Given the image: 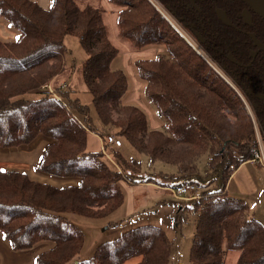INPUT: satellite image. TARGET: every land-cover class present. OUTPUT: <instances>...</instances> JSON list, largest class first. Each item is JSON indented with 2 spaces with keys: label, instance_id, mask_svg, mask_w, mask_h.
<instances>
[{
  "label": "trees",
  "instance_id": "1",
  "mask_svg": "<svg viewBox=\"0 0 264 264\" xmlns=\"http://www.w3.org/2000/svg\"><path fill=\"white\" fill-rule=\"evenodd\" d=\"M160 1L190 30V14L178 0ZM107 2L116 9L119 37L135 50L155 54L136 59L134 66L145 96L163 118L162 128H149L142 109L123 103L128 81L123 71L110 67L119 50L109 39L102 8L77 0H52L48 9L33 0H0V18L17 32L14 40H0V149L42 138L47 143L36 172L76 181L58 187L18 169L0 170L1 235L15 251L49 243L33 264H168L170 244L153 225H139L98 243L92 256L82 260V232L66 214L93 219L109 215L121 204V179L172 189L189 183L196 198L190 195L191 205L183 210L194 211L196 223L188 264H224L227 248L238 252L236 264H264V225L246 202L226 194L232 173L247 161L255 162L258 149L244 102L147 0ZM67 36L75 37L86 55L78 73L100 123L150 163L173 166L175 173L159 179L128 177V171L137 172L138 163L117 152L115 163L104 158L109 144L92 126L87 107L59 91L63 86L56 91L68 103L48 91L47 85L65 69ZM30 94L36 97H26ZM247 101L264 144V107ZM90 132L101 137L102 150L87 151ZM202 156L207 160L200 176Z\"/></svg>",
  "mask_w": 264,
  "mask_h": 264
},
{
  "label": "rangeland",
  "instance_id": "2",
  "mask_svg": "<svg viewBox=\"0 0 264 264\" xmlns=\"http://www.w3.org/2000/svg\"><path fill=\"white\" fill-rule=\"evenodd\" d=\"M77 1L81 3V5L94 2L97 7L102 8L106 12L104 13V21L108 29L109 39L119 50V54L113 60L110 67L113 70L123 71L128 81V90L122 97V101L123 103H129L142 109L147 116L148 125L158 127L156 129H161L164 122L163 118L158 115L153 103L145 96L144 82L138 76L134 66V61L136 59L144 57L151 58L155 54L152 55V51L149 50H135L119 37L116 25V9L108 4L107 0ZM64 44L66 48L64 53L65 69L49 84L50 87H47L48 91L60 97L65 103H68L67 98L56 91V88L60 89L61 86H63L59 91L67 92L70 100L73 101L78 99L81 106L87 107L91 124L99 133L105 136L108 134L114 135L121 141V147L119 148L113 145L106 146L105 151H103L104 158L111 163H115L114 153L117 152L127 160H135L138 163V170L135 174L129 173L128 171L126 173L128 177H131L130 175L140 177L152 176L153 178L159 179L158 177L161 175H171L175 173L176 169L173 166L161 162L150 163L147 157L144 154L138 153L124 137H119L116 135L114 129L104 127L100 123L92 104L91 94L86 91L78 73L81 63L86 59V55L75 37H65ZM143 51L145 52L142 53ZM219 74V77L226 83L222 73ZM138 84H140L139 87ZM134 86L136 89H134ZM131 91H133L135 96H133L131 102H127L126 96H128ZM26 97L32 98L36 97V95L30 94ZM243 98L242 101L245 104L246 110L248 107L249 110H247V112L250 114L252 112L251 107L244 95ZM73 109L75 112L77 111V108ZM251 118L254 119L253 115ZM255 136L257 142L261 140V137L256 133ZM41 140L42 138H39L38 141L35 142L34 140L29 145H25L24 148L27 149L25 152L29 154L33 153L36 150L35 145ZM7 149L10 151L17 150L13 147ZM262 152L264 154V144ZM33 157L26 156V159H24L25 163L31 164ZM206 160L207 157L202 156L198 161L200 176L204 175ZM256 163L262 170L259 172V179L263 186L264 165L258 162ZM118 184L122 194V201L120 206L109 215L93 219L71 213L66 214L70 223L82 232V245L79 258L82 260L90 258L98 243L110 241L123 231L139 225H153L161 229L163 235L170 244L168 264H188L189 250L196 223V213L190 209H183L191 205V202L188 199L174 196V190L172 188L157 185L152 182L132 184L126 179H121ZM249 212L253 213L255 219L264 225V193H261L258 198V203L255 207L253 206V210H249ZM237 259L238 252L227 248L224 264H236ZM34 262L35 260L24 264H33ZM124 264H129V262Z\"/></svg>",
  "mask_w": 264,
  "mask_h": 264
},
{
  "label": "flooded vegetation",
  "instance_id": "3",
  "mask_svg": "<svg viewBox=\"0 0 264 264\" xmlns=\"http://www.w3.org/2000/svg\"><path fill=\"white\" fill-rule=\"evenodd\" d=\"M178 2L190 14V30L180 23L201 53L193 51L221 67L256 107H264V0Z\"/></svg>",
  "mask_w": 264,
  "mask_h": 264
},
{
  "label": "crops",
  "instance_id": "4",
  "mask_svg": "<svg viewBox=\"0 0 264 264\" xmlns=\"http://www.w3.org/2000/svg\"><path fill=\"white\" fill-rule=\"evenodd\" d=\"M37 2L40 6L48 9L51 5L52 0H33ZM17 37V32L9 27L2 18H0V40L11 41ZM148 51V50H146ZM143 51L142 53H144ZM140 84H138L139 87ZM134 89L136 87L134 86ZM133 91L126 96V101L131 102L133 100ZM149 128L154 129L158 127H153L148 125ZM47 143L46 140H41L37 145H35L36 150L29 154L25 152L24 146L17 147V150H0V170L3 169H18L29 174V176L41 183H47L50 185L65 187L68 185H73L76 183L74 180H57L54 178L41 175L36 172L35 168L38 163L41 152L44 145ZM103 141L99 135L94 133H88L87 137V151L88 152H98L102 150ZM34 155V157H33ZM14 156V157H12ZM33 157L31 164L25 163V157ZM12 157V158H10ZM260 166L256 162L247 161L241 164L231 175L226 185V194L229 197L240 199L246 202L249 206V210H253L258 203V198L261 193H264V185H261ZM188 199V198H184ZM189 200V199H188ZM253 214V213H252ZM49 243L41 242L29 250L15 251L12 249L10 243L3 238L0 233V264H24L33 262L39 252L48 248Z\"/></svg>",
  "mask_w": 264,
  "mask_h": 264
},
{
  "label": "built area",
  "instance_id": "5",
  "mask_svg": "<svg viewBox=\"0 0 264 264\" xmlns=\"http://www.w3.org/2000/svg\"><path fill=\"white\" fill-rule=\"evenodd\" d=\"M149 4L162 16V18L168 23V25L180 36V38L186 42L189 46L193 48L198 53H201L200 49L198 50L196 46L192 42V37L188 33V31L181 25V23L163 6V4L160 2V0H147ZM205 62L210 65L218 74L222 73L223 77L225 78L226 82L229 83L232 88L237 92V94L241 97L243 100V95L239 91V89L235 86V84L229 79V76L224 72V70L219 67L217 64L213 63L211 59H208L207 57L203 56L202 54L200 55ZM49 85H47L48 87ZM50 87V86H49ZM247 110L248 107H247ZM251 117L252 114L250 113ZM254 122V128H255V133L260 136L259 133V127L255 120L252 118ZM106 142L109 145L113 146H121V141L116 138L114 135H106L105 137ZM263 149V143L262 140L258 141V149L254 151V161L258 162L261 165H264V154L262 152ZM230 169H233L231 166ZM174 196L176 197H181V198H186L191 195L192 198H196L194 195L195 192V186L193 184H183L178 186L177 188L173 189Z\"/></svg>",
  "mask_w": 264,
  "mask_h": 264
},
{
  "label": "bare ground",
  "instance_id": "6",
  "mask_svg": "<svg viewBox=\"0 0 264 264\" xmlns=\"http://www.w3.org/2000/svg\"><path fill=\"white\" fill-rule=\"evenodd\" d=\"M220 75V74H219ZM225 79V78H224Z\"/></svg>",
  "mask_w": 264,
  "mask_h": 264
}]
</instances>
